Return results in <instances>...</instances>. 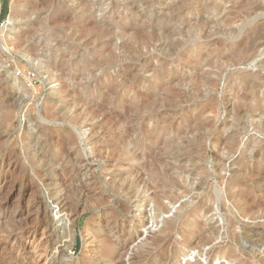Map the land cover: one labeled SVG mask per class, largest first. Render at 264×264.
Here are the masks:
<instances>
[{
    "label": "rangeland",
    "instance_id": "obj_1",
    "mask_svg": "<svg viewBox=\"0 0 264 264\" xmlns=\"http://www.w3.org/2000/svg\"><path fill=\"white\" fill-rule=\"evenodd\" d=\"M0 7V264H264V0Z\"/></svg>",
    "mask_w": 264,
    "mask_h": 264
},
{
    "label": "bare ground",
    "instance_id": "obj_2",
    "mask_svg": "<svg viewBox=\"0 0 264 264\" xmlns=\"http://www.w3.org/2000/svg\"><path fill=\"white\" fill-rule=\"evenodd\" d=\"M247 1V0H246ZM253 1V0H252ZM241 3H242V1H241ZM248 3V2H247ZM250 3V2H249ZM248 5V4H247ZM252 6H253V4H252ZM245 7V6H244ZM256 8H257V6H255ZM242 8V7H241ZM248 7L246 6V9H247ZM255 8V9H256ZM1 7H0V12H1ZM243 10V9H242ZM250 10H252L251 9V7H250ZM247 11V10H246ZM244 13H245V11H244ZM247 13L249 14V12L247 11ZM262 27V26H261ZM263 29V28H262ZM261 28H259V27H257V28H255L254 27V30L256 31V34H260V32H261V30H262ZM254 33V32H253ZM259 37H262V36H259ZM256 40V39H255ZM250 43H251V41H250ZM262 79H264V78H262ZM256 87V86H255ZM264 110H262V111H260V114L261 113H264L263 112ZM170 166V165H169ZM175 169H176V167H175ZM152 176H157V177H159V176H161V170L160 169H153L152 171ZM148 173V172H147ZM175 173V172H174ZM180 173V172H179ZM151 174V173H150ZM181 174V173H180ZM163 179V178H162ZM200 183H202V181L200 182ZM200 186V185H199ZM166 187V186H165ZM218 190V189H217ZM218 193V192H217ZM218 197V196H217ZM165 225V227H164V230H167V229H170L171 228V225H169V224H164ZM247 229V228H246ZM254 230V229H253ZM249 231V230H248ZM255 232V231H254ZM208 238H209V236H208ZM164 239V238H163ZM163 239H161V238H157V239H154L153 241H152V243H151V245L152 246H155V247H157L159 244H160V242L163 240ZM227 253H229L230 254V256H232V254L230 253V252H227Z\"/></svg>",
    "mask_w": 264,
    "mask_h": 264
},
{
    "label": "trees",
    "instance_id": "obj_3",
    "mask_svg": "<svg viewBox=\"0 0 264 264\" xmlns=\"http://www.w3.org/2000/svg\"><path fill=\"white\" fill-rule=\"evenodd\" d=\"M5 12H6V10H5ZM5 12L3 13V17H4V15H5Z\"/></svg>",
    "mask_w": 264,
    "mask_h": 264
}]
</instances>
